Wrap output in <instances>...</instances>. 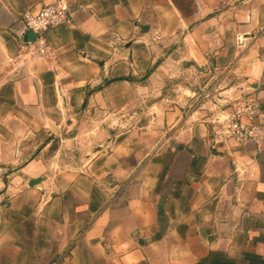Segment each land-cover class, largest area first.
Listing matches in <instances>:
<instances>
[{"label": "crops", "instance_id": "1", "mask_svg": "<svg viewBox=\"0 0 264 264\" xmlns=\"http://www.w3.org/2000/svg\"><path fill=\"white\" fill-rule=\"evenodd\" d=\"M54 2L0 0V264H264V159L213 133L241 93L264 112V0H72L56 69H16L23 14ZM95 119L86 168L30 187L47 128Z\"/></svg>", "mask_w": 264, "mask_h": 264}, {"label": "built area", "instance_id": "2", "mask_svg": "<svg viewBox=\"0 0 264 264\" xmlns=\"http://www.w3.org/2000/svg\"><path fill=\"white\" fill-rule=\"evenodd\" d=\"M72 16V0H55L38 13L25 12L22 19L26 28L38 34V37L33 42L21 43L17 56L10 63L20 69L34 62H43L56 69L57 52L44 34L52 28L70 23ZM204 97L210 99L211 93L207 92ZM225 105L231 106V111L213 121L215 144L233 141L243 148L253 146L255 157L264 159V112L261 111L258 99L249 93H241L236 98H229ZM243 118H247L249 123Z\"/></svg>", "mask_w": 264, "mask_h": 264}, {"label": "rangeland", "instance_id": "3", "mask_svg": "<svg viewBox=\"0 0 264 264\" xmlns=\"http://www.w3.org/2000/svg\"><path fill=\"white\" fill-rule=\"evenodd\" d=\"M173 65V63H167L169 69H172ZM187 66L189 67L188 69L196 72V76H182L172 80L168 86L170 96L173 95L175 101L185 106L187 104V106H189L190 104L201 102V89L207 88L201 83V79L203 78L199 77L200 73L197 71V65L188 64ZM215 81L216 79H213L208 88H210ZM221 86H225L226 89L229 90L235 87V83L225 82ZM191 91L196 92V96H194ZM114 116L115 118L119 117L116 116V114ZM99 124H101L100 121L95 119L89 122V128L73 127L67 123L59 128H47L49 130L48 134H50L49 140L48 142H44V144L35 151L34 155V159L41 167L40 177H45L46 180L49 177H54L65 171H80L85 169L94 151L98 152L102 149L96 148L99 143L92 141L97 135L96 127ZM114 125L117 131L123 130L120 124L116 123ZM20 166L21 164L18 165L19 171L23 169L22 167L20 168Z\"/></svg>", "mask_w": 264, "mask_h": 264}, {"label": "water", "instance_id": "4", "mask_svg": "<svg viewBox=\"0 0 264 264\" xmlns=\"http://www.w3.org/2000/svg\"><path fill=\"white\" fill-rule=\"evenodd\" d=\"M38 37V34L28 31V35L26 36L27 42H33ZM102 147H98V149H101ZM45 180V177H39V178H32L29 180L28 185L30 187H35L39 184H41Z\"/></svg>", "mask_w": 264, "mask_h": 264}]
</instances>
